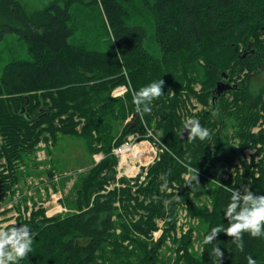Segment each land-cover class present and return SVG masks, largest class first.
I'll return each instance as SVG.
<instances>
[{
	"label": "trees",
	"instance_id": "trees-1",
	"mask_svg": "<svg viewBox=\"0 0 264 264\" xmlns=\"http://www.w3.org/2000/svg\"><path fill=\"white\" fill-rule=\"evenodd\" d=\"M81 1L96 10L97 26L78 20L77 0H50L30 14L19 0H0L6 21L0 38L15 33L29 56L0 70V198L15 193L23 172L37 163L30 160L41 142L54 145L72 135L91 158V166L77 173L70 212L49 217L25 198L12 206L16 226L26 224L33 234L32 251L16 264H156L159 244L149 239L156 219L164 220V238L182 204L203 232L201 252H182L178 264H247V256L264 264V238L248 232L242 252L224 232L204 244L213 227H228L224 210L231 192L225 188L243 194L247 185L264 195V132L251 131L264 123V86L255 74L264 73V0ZM80 28L83 36L76 35ZM104 36L106 49L88 48ZM223 77L232 88L215 96ZM159 79L164 94L151 102L150 113L136 112L131 90L123 98L111 94L120 84L130 82L138 91ZM226 93L238 107L232 123ZM191 98L203 106L190 117L209 130L205 140L181 138L187 117L178 110ZM130 133L155 137L157 154L141 167L143 174L118 176L113 149ZM250 147L251 161L244 151ZM98 153L103 157L95 161ZM258 154L261 162L253 160ZM185 174L199 181L188 185ZM161 175L168 191L160 190ZM201 197L208 203L198 204ZM190 234L182 237L184 245ZM215 246L224 253L220 260Z\"/></svg>",
	"mask_w": 264,
	"mask_h": 264
},
{
	"label": "rangeland",
	"instance_id": "rangeland-1",
	"mask_svg": "<svg viewBox=\"0 0 264 264\" xmlns=\"http://www.w3.org/2000/svg\"><path fill=\"white\" fill-rule=\"evenodd\" d=\"M19 1L23 5L25 11L30 14L47 6L50 0ZM62 1L63 0H59V3L62 4ZM76 5L80 10V14L77 13L79 21L90 25V27L98 25L97 19L99 18L95 9H93L92 7H88L86 2H82L81 0H77ZM75 11L77 12V10ZM99 16L102 19H106L101 8L99 9ZM3 22L6 21L3 16H0V30ZM147 29H150V27H147ZM83 33L84 32H82V29L80 28L79 33L77 32L76 35L83 36ZM94 41H96V44H92L88 48L92 47L91 49L104 50L106 49L108 43V36H104L102 40ZM90 42L91 41H88V43L85 42L84 45L87 47ZM28 57L29 56L26 50V45L21 39L17 38V35L15 33H3L1 35L0 70L6 62L12 59H27ZM259 72L260 71L255 74L257 76L260 75L258 81H263L261 83V86L263 87L264 73L261 71V73L258 74ZM127 90H131V92L133 93L130 82H128L127 84H120L116 86L111 91V94L113 97L123 98ZM223 101L227 102V109L229 112H232L231 116L229 117V122L232 123L234 122V114L238 112V107L233 104V96L231 93H226L223 97ZM183 105H181V107L179 108L178 113L181 116L185 115V117H190L191 113H195L200 108H203V106L199 104V102H197L194 98L187 100L185 102V106ZM135 119V117L133 118L132 116H130L127 120L132 125H135ZM259 130H263L264 132V123L261 121L259 122V124L251 128V131L254 133L258 132ZM128 136L130 144L125 145L127 148H131L133 147V145L143 140L147 141L153 148V151H156L157 154V146H155L154 144V139L153 141L149 139H139V134H134L133 137L137 136L134 138L132 137V135ZM234 142L238 143V139H235ZM122 148L116 154L118 157V176L124 174L127 177H134L136 176V174H133V172H131L127 173L129 174L127 175L125 170L127 166H132L131 164H128L127 160L130 158V156L126 158V163L124 165H119L122 160ZM254 150L255 149L251 147L244 150L247 160L251 161L250 157L251 154L254 153ZM35 156L36 160H30V162L37 163L35 165L33 164L30 167H27L28 169H30L29 173L26 174L25 172H23L22 179L16 185L17 190L15 191V193H7L4 197L0 198V224H10L12 221H15L17 212L12 206L16 205L18 201L23 204L22 201L24 198L26 199L25 201L28 206H32L33 200L36 202V204H41L45 208V214L49 217L57 214H63L65 212H70L71 208H73L76 195L72 189V186L75 179L77 178V173L82 172L89 166H91V158L85 151L81 139L72 135H65L62 136L58 141H56L54 145L49 144V146H44V143L41 142L40 148H38ZM102 157L103 155L101 153L93 155L95 161H99ZM154 158L151 160L153 161ZM151 160L146 164L148 165L149 163H151ZM253 160L256 162H261V155H254ZM146 164L143 165L146 166ZM139 173L143 174L144 170L141 168V172ZM187 176L188 174H185L183 176L184 179ZM238 186L240 185L238 184ZM204 200L206 201V203H208V198L201 197L198 199V204L202 203V201ZM184 205L186 204H182L178 212L176 213L175 228L170 229L169 234L165 235L164 238H162V235L164 233V220L156 219L157 228L152 231L149 238L150 241L159 244L156 254V264H178L177 262H180L182 259V257H180V254L182 252H191L194 255H198L201 252L200 238L203 232V228L200 226L199 219H194L189 216L190 214L188 213V210ZM189 231L191 232V234L188 237V244L184 245L181 242L182 237Z\"/></svg>",
	"mask_w": 264,
	"mask_h": 264
},
{
	"label": "clouds",
	"instance_id": "clouds-1",
	"mask_svg": "<svg viewBox=\"0 0 264 264\" xmlns=\"http://www.w3.org/2000/svg\"><path fill=\"white\" fill-rule=\"evenodd\" d=\"M163 85L164 80L159 79L141 87L138 91H133L132 102L137 113L151 112V102L164 94ZM183 123L189 141L196 138L205 140L210 135L209 130L202 127L195 116L187 117ZM160 179L164 180L160 190L168 191L166 177L161 175ZM185 180L188 185L192 181H199L197 174L187 176ZM225 191L231 192L230 200L224 210L228 227L226 229L219 225L213 227L210 234L204 237V244H211L218 233L224 232L233 239L236 247L242 252L244 247L242 234L244 232H248L254 238H264V195H255L247 185L244 187L243 194L238 190L233 191L229 188H225ZM164 203L167 207L171 201L166 200ZM32 244L33 234L28 225L22 224L17 227L15 221L10 224H0V264H16L18 260L25 258L32 251ZM212 253L219 260L224 255L218 246L212 249ZM246 260L247 264H257L252 256H247Z\"/></svg>",
	"mask_w": 264,
	"mask_h": 264
},
{
	"label": "crops",
	"instance_id": "crops-1",
	"mask_svg": "<svg viewBox=\"0 0 264 264\" xmlns=\"http://www.w3.org/2000/svg\"><path fill=\"white\" fill-rule=\"evenodd\" d=\"M142 141V142H141ZM141 141H139L137 144H142L144 147H145V149H147V153H148V151L150 152V151H153V148L150 146V144L147 142V141H143V140H141ZM136 145V144H135ZM140 149H144L141 145H140ZM153 156H152V158L151 159H153L155 156H156V151L154 152L153 151ZM128 156H130V158L129 159H127L128 160V164H131L132 166H127V168L125 169V170H127V171H131V172H133V174H137V173H139V172H141V167H142V165L143 164H146V163H141L135 156H134V154L133 153H131V151L130 152H127V155L125 156V158L123 159V160H121V162L119 163V165H124L125 163H126V158L128 157ZM121 158H122V156H121ZM152 161V160H151ZM132 162H134V163H132ZM147 165V164H146ZM143 166H145V165H143ZM129 168H131V169H129ZM129 169V170H128ZM127 171H126V174H127ZM135 172V173H134ZM133 174H130V175H133ZM127 175H129V174H127Z\"/></svg>",
	"mask_w": 264,
	"mask_h": 264
},
{
	"label": "bare ground",
	"instance_id": "bare-ground-1",
	"mask_svg": "<svg viewBox=\"0 0 264 264\" xmlns=\"http://www.w3.org/2000/svg\"><path fill=\"white\" fill-rule=\"evenodd\" d=\"M140 145L144 148V149H140ZM134 154V156L141 162V163H147L151 160L152 156H153V151H148V153L146 152L147 149H145V147L140 143V144H136L133 145V147L131 148H127L126 146H124L122 148V160L125 158V156L127 155V152H130ZM131 169V168H129ZM128 169V170H129ZM127 171V170H126ZM127 173H131V171H127Z\"/></svg>",
	"mask_w": 264,
	"mask_h": 264
},
{
	"label": "water",
	"instance_id": "water-1",
	"mask_svg": "<svg viewBox=\"0 0 264 264\" xmlns=\"http://www.w3.org/2000/svg\"><path fill=\"white\" fill-rule=\"evenodd\" d=\"M245 55H246V53L244 51L242 56L244 57ZM223 78H224V80L219 81L216 84L215 88L213 89V91H212L213 95L219 96L224 91L230 90L232 88V85L225 81L226 77H223ZM215 102H216V97H213V103H215ZM183 131L184 132H182L181 138L187 137V131L186 130H183Z\"/></svg>",
	"mask_w": 264,
	"mask_h": 264
},
{
	"label": "built area",
	"instance_id": "built-area-1",
	"mask_svg": "<svg viewBox=\"0 0 264 264\" xmlns=\"http://www.w3.org/2000/svg\"><path fill=\"white\" fill-rule=\"evenodd\" d=\"M134 134H136V133H133V134H130V135H132V137H133V135ZM134 137H137V136H134ZM133 137V138H134ZM154 139H155V137H154ZM130 144V140H129V136L127 137V140L124 142V143H122L119 147H116V148H114L113 149V153L114 154H117V152L118 151H120V149L123 147V146H125V145H129ZM97 161V160H96Z\"/></svg>",
	"mask_w": 264,
	"mask_h": 264
},
{
	"label": "flooded vegetation",
	"instance_id": "flooded-vegetation-1",
	"mask_svg": "<svg viewBox=\"0 0 264 264\" xmlns=\"http://www.w3.org/2000/svg\"><path fill=\"white\" fill-rule=\"evenodd\" d=\"M258 74H260V73H258Z\"/></svg>",
	"mask_w": 264,
	"mask_h": 264
}]
</instances>
